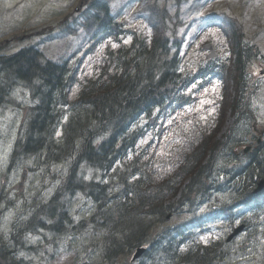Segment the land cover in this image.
I'll return each instance as SVG.
<instances>
[{
	"label": "rangeland",
	"instance_id": "obj_1",
	"mask_svg": "<svg viewBox=\"0 0 264 264\" xmlns=\"http://www.w3.org/2000/svg\"><path fill=\"white\" fill-rule=\"evenodd\" d=\"M179 1L177 5V0H160L166 8L167 18L176 17L180 22L178 26H174L172 20L167 30L171 31L175 28L170 35L183 39L181 70L186 74L192 73L193 78L198 76V70L202 67L200 63L207 62L204 58L208 53L203 49V44L206 42H211L216 47L219 53L216 61L229 57L227 38L219 25H215L222 12H226L239 18V22H242L240 28L242 33L250 37L259 47V58L254 59L247 67L251 81L258 85V93L253 99L252 111L246 116L240 115L238 129L228 152L223 146L221 150L216 149L214 156L208 153L210 150H206L204 160L207 161L206 157L215 160L210 179L211 197L199 200L196 206L197 212L193 217L186 218L189 210H176L174 218H169L168 221L158 220L153 228L157 227L160 231L165 227L187 222L185 226L193 232L195 243L185 242L180 247L181 252L190 246L196 248L198 242L214 243L220 248L215 252L218 262L264 264V222H262L264 202L259 205V201L264 196L255 198L254 205H232L226 210L220 208L224 203H231L243 195V190L240 194L234 189L231 190L229 179L240 177L236 179L240 185L250 183L251 188V183H256L259 174L255 172L252 175L247 172L250 169L247 171L242 169L240 165L247 166L249 159L236 155L233 149L244 141L245 131L253 130L254 117L264 122V0ZM78 3L79 0H0V44L12 38L8 43H13H7L5 46V51L9 54L25 46L34 45L39 52L52 60L62 61L74 54L80 56L84 48L90 44V34L83 24L90 16L103 18L105 8L109 9L110 15L114 18L117 16L127 31H136L137 35H142L148 32L146 28L151 30L146 25L147 21L139 16L141 12L134 10L140 0H92L81 11H76ZM163 12L158 11L155 15L156 20L162 19ZM97 24L98 22L93 28L89 26L88 28L93 30ZM45 25L50 27L35 35L33 31ZM121 35L122 33L118 39L106 35V39L103 38L99 43L102 44L101 48L93 54L90 51L86 53L87 56H84L79 70V80L71 88V99L79 93L84 82L98 74L99 69L96 67L98 58L108 45L116 50L120 47L119 39L124 45L131 43V33ZM235 59L237 56L230 58L231 67ZM8 76V73L0 70V84H6L9 89L6 101L0 106V234L11 236L14 242L16 239L14 235L18 237L19 231L25 233V246L18 248L16 244L10 247L12 254L17 256L22 264H179L176 259L166 258L167 255L164 257L160 252L154 250L145 252L149 243L139 245L138 248L133 247L129 252L127 247L120 250L116 262L105 258L104 254L109 250L110 239L99 238L102 233L96 228L94 215L98 200L87 188L75 194H66L73 196L69 203L64 199L67 196L64 197V193H60L56 201L64 205L63 213L66 211V218L62 221L58 219L49 203L68 175L70 162L63 155L60 161L48 160L45 152L40 155L35 152H18L16 156L14 155L18 140L26 135L37 100L33 98L25 83L14 81L10 84L4 81ZM193 88L196 90L192 102L166 116H161L158 123L152 126L153 128L147 127V120H143V137L140 138L135 149H130L129 153L125 152L122 156V160H126L128 156L130 160L132 156H137L139 160L135 166L139 168V173L151 174L150 182H160L170 178L176 168L182 165L187 154L193 152L195 154L197 145L207 143L220 122L222 81L213 78L206 86L190 89ZM64 119L66 121V117ZM65 121L59 124L57 132L59 137L56 138L62 136L60 129ZM232 123L233 118H229L227 124L217 132L216 139L222 140L225 131ZM162 128L164 130L160 131ZM207 134L210 136L205 137ZM50 150L51 148L48 149V155L51 154ZM257 151L264 157V146L260 145ZM127 166L129 165L122 161L118 169L115 166L104 171L92 166L84 168L86 182L95 178L99 182L96 184L105 186L102 184L104 179L102 172H106L104 180L112 184L109 188L111 193L102 199L99 198V202L112 204V200L115 199L114 202L117 204L125 203V199L122 198L123 189L126 188L123 187L125 181L120 179L117 173ZM142 168L145 170H140ZM25 171H27L26 176H23ZM213 205L215 210H212ZM42 212L56 227L50 228L49 224V227L45 226L44 229L41 227V222H37L39 229L28 231L34 228V224L28 222L33 218V214L38 215ZM252 220H254L252 228L240 232L231 241H226L232 224L244 227V222ZM169 236L166 242L175 245L176 237L169 238ZM136 248V253L133 255ZM140 249L143 252L137 256ZM223 250L229 252L230 256L219 253Z\"/></svg>",
	"mask_w": 264,
	"mask_h": 264
},
{
	"label": "trees",
	"instance_id": "obj_2",
	"mask_svg": "<svg viewBox=\"0 0 264 264\" xmlns=\"http://www.w3.org/2000/svg\"><path fill=\"white\" fill-rule=\"evenodd\" d=\"M107 13L108 9L105 8L106 17ZM231 19L228 41L237 55L233 66L222 63L218 70L215 65L207 64L206 67H201L199 73L201 85L206 83L205 76L211 77L213 74H218L224 81L222 123L228 116L235 115L237 118L245 107L248 109L253 88L247 77V67L254 59L259 58L258 45L239 29L242 22H239L237 17ZM91 20L98 22L96 28H100L90 38V44L79 57L74 54L63 62L45 57L34 45L9 54L5 51V46L12 38L0 44V70L9 74L4 81L10 84L14 81L25 83L33 98L37 100L26 135L18 140L14 155L18 152H35L39 155L45 152L47 159L51 161L54 159L60 161L61 155L68 159L70 162L68 175L51 200L54 201L52 208L55 215L61 218L57 213L60 202L56 201L61 192L65 196L87 188L100 204L99 210L95 212V225L102 233L99 238L110 239L106 256L115 257L114 262L117 261L120 250L127 247L129 252L133 247L149 243L148 252L153 250L160 252L164 257L167 255L170 259H176L179 264H191V261L217 264L215 252L220 250L218 244L199 245L190 252L176 253L178 251L175 252L174 249L178 243L174 245L172 242H161V239L169 235V238L181 235L179 239L185 241L187 238L183 236V230L165 228L164 231L157 232L153 226L156 221L163 220L170 209L182 207L187 199L189 201L193 199L195 193L206 191L211 186L210 179L215 160L209 158L212 165L202 163L203 155L208 149L210 150L208 153L214 156L216 149L223 145L221 139H216L217 132L223 126L208 138L205 145L197 147L195 154L185 156L177 174L187 183L182 196L175 197L174 202H164L166 198H159L169 191L176 192L178 189L176 184L169 182L158 186L144 184L140 176H144L145 173H139V168L135 166L137 159L133 162L130 160V163L127 159L122 160L123 154L134 148L143 135L142 119L148 120L147 127L152 126L158 122L157 117L153 116L155 110L159 108L165 113L169 108L173 110L183 106L192 95L187 88L195 78L181 71L182 38L169 36L163 23H159L154 26V32L151 34L142 36L134 34L130 46L122 45L117 50H112L108 46L98 58L96 65L99 69L98 74L84 82L79 93L71 99V88L79 80V70L86 53L90 51L93 54L101 48L102 44L99 43L103 40V32L115 34L116 37L123 30L106 22L104 18L91 16ZM84 25L90 30L89 21ZM34 33L40 34L41 31L36 29ZM11 43L13 42L8 44ZM8 93V86L0 84V106L6 101ZM64 121L60 129L62 136L56 138L59 137L57 134L59 124ZM120 159L129 165L117 173V176L125 181L123 187L126 188L123 189L122 196L125 203L117 204L114 202L115 199L112 200V204L99 202V198L107 196V190L112 184L102 183L105 187L93 180L84 181L79 175V165L85 161L92 167L104 171L112 169ZM252 168L250 172L258 169L260 175L264 174L263 158L258 159ZM263 202L264 198H261L259 205ZM39 215L42 218L47 216L43 212L33 214V219L29 222L31 225L34 224V227L39 226L36 224ZM61 216L66 217V214L63 213ZM53 227L56 225L53 224ZM14 238L15 242L11 240V236L0 234L1 264H22L21 260L11 255L10 247L18 244L19 248L24 242L16 235Z\"/></svg>",
	"mask_w": 264,
	"mask_h": 264
},
{
	"label": "bare ground",
	"instance_id": "obj_3",
	"mask_svg": "<svg viewBox=\"0 0 264 264\" xmlns=\"http://www.w3.org/2000/svg\"><path fill=\"white\" fill-rule=\"evenodd\" d=\"M30 93H31V91H30ZM36 100V99H35ZM248 113H249V110L245 107V109H244V111L242 112V115H248ZM154 115V114H153ZM240 117V116H239ZM257 146L258 145H255V146H253L250 150H249V153L248 154H246V155H244V157H247L248 159H249V162H248V164H247V166L245 165H240V167H243L242 169H246V171L248 170V169H252V167L254 166V165H256L257 164V160L258 159H261V158H263V160H264V157H261V154L259 153V155H258V157L257 158H255V159H251L250 157H249V155L251 154V153H253V151L257 148ZM255 148V149H254ZM254 149V150H253ZM218 150H221V146L218 148ZM237 157H240V156H237ZM84 166V167H83ZM89 166H91V164L90 163H88V162H85V161H83V162H81L80 163V165H79V175L82 177V179H84V181H85V177H84V172H85V169L84 168H86V167H89ZM97 169V168H96ZM98 170V169H97ZM247 172H249V173H251L252 175L255 173V172H258V169H257V171H254V172H250V171H247ZM26 173H27V171H25L24 172V174H23V176H26ZM103 173V178L104 179H106L105 178V175L107 174V173H105V172H102ZM240 178V177H239ZM239 178H236V179H239ZM102 180V183H109V182H106L105 180ZM235 179V181H236V183L238 184V185H240V183L237 181ZM93 180V182H95V183H98V181H96L95 180V178H93V179H91V181ZM64 181V180H63ZM260 182H264V174H262V175H260V174H258V178H257V180H256V187H254L253 189H252V192L253 193H255L256 195H257V197H260L261 195H262V193H263V191H264V184H260ZM63 183V182H62ZM62 183H61V185H62ZM252 184V183H251ZM60 185V186H61ZM243 185V198H236L235 200H239V199H244L245 198V194L248 192V187L250 186V183H247L246 185H245V183H243L242 184ZM60 186H59V188H60ZM59 188L56 190V191H58L59 190ZM78 191H80V190H78ZM78 191H76V192H78ZM75 192V193H76ZM206 192V191H205ZM74 193V194H75ZM111 193V191H110V189H108L107 190V195H109ZM64 197H66V195L64 196ZM71 197H73V196H67V198H64L68 203H69V200H70V198ZM256 197V198H257ZM53 202L54 201H51L50 203H49V205L52 207V204H53ZM61 203V202H60ZM232 203V202H231ZM231 203H229V204H227V205H225V207H228L229 205H231ZM62 204V203H61ZM243 205H247V204H243ZM97 208H96V212L99 210V206H100V204L97 202ZM63 207H64V205L62 206V205H60L59 206V208H58V211H57V213H58V215L61 217V218H66V217H64V216H61V214H63V210L65 209V207H64V209H63ZM65 214H66V211H65ZM95 215V214H94ZM40 216V215H39ZM38 216V218H41L42 219V221H38V222H41V227H43L44 229H45V226L46 227H49V224H50V227H52L53 226V223H47L46 222V218L47 217H45V218H42V216H40L39 217ZM27 224V223H26ZM39 229V226L38 227H34V229H30V230H28V231H36V230H38ZM20 235V234H19ZM21 238V237H20ZM167 240V238H162L161 239V242H163V241H166ZM19 241V240H18ZM15 242V241H14ZM178 242H177V240L175 239V244H177ZM18 245V244H17ZM23 247L25 246V245H22ZM21 246V247H22ZM150 252V251H149ZM104 256H106V252H105V254H104ZM226 256H230V253L229 252H226ZM15 258L16 259H18L17 258V256H15ZM105 258H107V256L105 257ZM108 260H115V257H112V258H107Z\"/></svg>",
	"mask_w": 264,
	"mask_h": 264
},
{
	"label": "flooded vegetation",
	"instance_id": "obj_4",
	"mask_svg": "<svg viewBox=\"0 0 264 264\" xmlns=\"http://www.w3.org/2000/svg\"><path fill=\"white\" fill-rule=\"evenodd\" d=\"M262 133H263V135H264V129H262V130H260ZM253 136H255V138H256V136H257V132L256 131H254V133H253ZM253 136H252V139H251V141L249 142V143H253V142H255L256 141V139L254 140L253 139ZM260 145H258L257 146V148L253 151V153H251L250 155H249V157L253 160V159H255V158H257L258 157V155H259V152L257 151V149H258V147H259ZM261 146H264V138H263V143L261 144ZM261 157H263V155L261 154ZM235 179H236V176L235 177H233V178H231V179H229V187L230 188H233L234 189V191L235 192H238L239 194H240V191L243 189V185H238L237 183H236V181H235ZM257 185H256V183H252L251 184V188H250V186L247 188L248 189V192L245 194V198L244 199H239V200H234L232 203H231V205H229L228 207L230 208V207H232V205H243V204H248V205H252L253 203H254V199L257 197V195L255 194V193H253L252 192V189L254 188V187H256ZM240 198H243V196H241L240 195ZM184 204H186V203H184ZM227 204H229V203H224L220 208H223V207H225V205H227ZM33 219V218H32ZM39 220L41 219V218H38ZM58 219H60V220H63L64 218H58ZM31 220V219H30ZM29 220V221H30ZM28 221V222H29ZM46 222L47 223H52V222H49V220L46 218ZM50 228H55V227H50ZM177 231V230H176ZM20 234V235H19ZM19 237H21V240H22V242H24V244L23 245H25V240H24V237H25V233H23V232H21V231H19L18 232V238ZM176 238V240H177V242L179 241V235H176L175 236ZM19 240V239H18ZM10 252H11V255H13L12 254V250H10ZM226 252L227 251H225V250H223V251H220L219 253H222L224 256H226ZM14 257H15V255H13ZM191 264H205V263H203V262H197V263H193V261H191ZM217 264H223L222 262H218Z\"/></svg>",
	"mask_w": 264,
	"mask_h": 264
},
{
	"label": "water",
	"instance_id": "obj_5",
	"mask_svg": "<svg viewBox=\"0 0 264 264\" xmlns=\"http://www.w3.org/2000/svg\"><path fill=\"white\" fill-rule=\"evenodd\" d=\"M81 7V6H80ZM80 7L78 8V9H80ZM260 184L262 185V184H264V182H260ZM142 250H140V252H141ZM139 251H138V253H137V255L140 253Z\"/></svg>",
	"mask_w": 264,
	"mask_h": 264
}]
</instances>
